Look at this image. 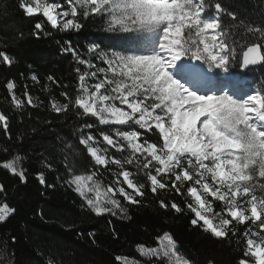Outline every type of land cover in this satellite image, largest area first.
Instances as JSON below:
<instances>
[{
	"label": "snow or ice",
	"instance_id": "6c2138e0",
	"mask_svg": "<svg viewBox=\"0 0 264 264\" xmlns=\"http://www.w3.org/2000/svg\"><path fill=\"white\" fill-rule=\"evenodd\" d=\"M65 2L67 8L45 0H27L20 7L27 16L42 14L53 28L66 31L83 27L78 17L106 14L111 31L119 29L153 37L147 51L130 54L106 52L95 44L87 50L93 54L92 59L84 58L71 47L62 50L70 52L78 64L94 70L81 73L77 68L80 95L73 101L67 92H62L66 102L53 100L52 109L60 114L74 104L82 109L83 115L98 119L100 124L116 126L112 134L101 132L100 136L115 152L128 153L122 158L109 157L107 150L93 146L96 137L90 130L94 125L82 126L89 132L80 136L79 144L94 164L106 169L110 165L119 168L103 198L98 185L93 188L82 184L83 177L69 180L84 206L96 215H126L127 208L116 199L117 194L130 204H139L137 197L145 195V184L134 180V173L125 168L134 165L146 177L152 194L190 195L194 202L185 205L193 214L190 224L217 239L236 237V225L249 221L257 225L259 231L249 226L241 234L244 247L238 264H264V183L259 182L264 180V93L254 90L237 96L227 86L219 91L201 92L186 75L201 66H206L208 71L229 72L235 63V41L229 43V38L236 25L223 23L222 17L227 15L235 21L236 14L219 0ZM210 10L212 15H207ZM34 27L43 30L40 22ZM248 32L261 33V38L245 46L242 69L264 62V31L250 27ZM96 60L101 62V67H96ZM0 61L8 66L13 63L6 52H0ZM191 61L200 64L193 65ZM49 79L59 86L54 78ZM6 89L13 103L22 106L24 101L14 92L15 82L8 81ZM24 96L27 104L34 106L32 96L27 92ZM0 125L7 131L8 117L3 112H0ZM147 134H158V139L146 138ZM21 161L17 154L0 162V166L26 182ZM46 167L51 165L46 163ZM36 175L44 183V173ZM257 189L262 193L259 196ZM3 191L4 186L0 185V192ZM213 201L222 205L219 211ZM159 204L177 213L185 210L175 200L160 199ZM4 218L0 213V221ZM164 239L167 242L159 248L145 249L142 245L137 248L141 255L155 256L158 260L164 257L179 260L173 237L165 234ZM116 259L120 264H138L127 257ZM182 264L190 262L184 260Z\"/></svg>",
	"mask_w": 264,
	"mask_h": 264
},
{
	"label": "trees",
	"instance_id": "16d2710c",
	"mask_svg": "<svg viewBox=\"0 0 264 264\" xmlns=\"http://www.w3.org/2000/svg\"><path fill=\"white\" fill-rule=\"evenodd\" d=\"M50 1L67 8L65 0ZM22 2L25 0H0V52H6L13 60L11 66L0 61V112L8 117L7 131L0 125V162L19 154L27 177L26 182H21L19 176L0 166V185L4 186L0 203L12 210L0 221V264H120L118 256L156 264L155 260L145 259L137 246L155 248L165 234L173 237L179 254L190 264H238L244 247L241 234L249 226L259 231L257 225L251 221L236 225V237L217 239L190 224L193 214L185 207L194 202L190 195L152 194L146 177L134 165L125 168L134 173V180L145 184V195L137 197L139 204H130L117 194L116 199L127 208L126 215H96L84 206L69 180L91 176L109 185L119 168L94 164L79 144L80 136L89 132L82 126L94 125L90 131L98 145L103 141L100 133L112 134L116 126L100 124L98 119L83 115L74 104L60 114L52 109L51 101L66 102L62 92H67L73 101L80 95L76 69L88 72L70 52L62 50L71 47L84 58L92 59L93 54L87 50L95 44L104 51L130 54L147 51L153 37L135 36L119 29L111 31L108 17L100 14L78 17L83 25L79 30L53 28L41 14L27 16L20 7ZM219 2L236 14L235 21L227 15L222 17L223 23L236 25L229 38V43L235 41V63L227 74L238 76L240 81L231 83L229 89L237 96L246 94L248 87L264 93V62L258 67L241 68L245 46L261 38V33H250L248 28L264 31V0ZM207 15H212L211 10ZM37 22L43 24V30L35 29ZM241 79L248 80L249 85H242ZM8 81L15 82L14 92L24 101L22 106L13 103L6 89ZM25 92L32 96L34 106L27 104ZM146 138L157 140L158 134H147ZM107 152L109 157L128 155L127 151L117 153L112 148ZM38 172L44 173V183L37 179ZM256 194L262 193L257 189ZM160 199L175 200L185 210L177 213L170 207L162 208ZM213 205L216 210L222 207L218 201H213Z\"/></svg>",
	"mask_w": 264,
	"mask_h": 264
},
{
	"label": "rangeland",
	"instance_id": "374dc122",
	"mask_svg": "<svg viewBox=\"0 0 264 264\" xmlns=\"http://www.w3.org/2000/svg\"><path fill=\"white\" fill-rule=\"evenodd\" d=\"M25 2H27V0H25ZM45 2H47L49 4H52V2L50 0H45ZM106 16L108 17V20H109L110 19L109 16L108 15H106ZM132 33L135 36H145L146 35L144 33H139V32H131V34ZM106 52H110V51H106ZM94 63H95L97 68L101 67V62L99 60L94 61ZM190 63L193 64V65H199L200 64V62H198V61H191ZM92 70H94V69H88V71H92ZM191 73H197L199 75L202 74L204 76L203 78H205V77L207 78L205 80L209 79L208 83H211V85H212L211 87H209V89H208L209 91H212V90L219 91L220 89L224 88L225 86L230 88V84L233 83V82H236L238 80V79L235 80V79L230 78L227 73L223 72L220 69H214L212 71H208L206 66H201L198 70H195V71H188L186 73V75L191 74ZM217 80L219 81L218 85H221V87H218V85L216 84ZM241 81H242V85H249V81L248 80L241 79ZM86 82H88V81H86ZM252 91H254V90H252V89H250L248 87V92L247 93L252 92ZM93 146L100 148L102 151L103 150H107L108 148H111L104 141H102L101 145H98V144L94 143ZM107 154L109 155L108 152H107ZM81 177H83L82 184L84 186H86V187L95 188L98 185L99 186L100 196L103 198V196L105 195V190L107 189V187L109 185H106L102 181L93 180V178L91 180H89L87 176H81ZM120 179L122 181V177ZM73 186L75 187V185H73ZM89 195H94V193H89ZM5 206H6V208H5ZM219 210H217V211H219ZM0 213H3L5 218H6L12 213V210L6 204L0 203ZM262 234H264V233H262ZM166 242L167 241L164 239V236L161 237L160 240H159L158 246L155 247V248L161 247V245L166 243ZM176 248H177V245H176ZM177 255L180 258L179 260H176L175 258H173L172 260H169L166 257L161 258V259L158 260L155 256H153V257H148L146 255H142V256L145 257V259H147V260H150V259L155 260L156 264H182V261H184V259L181 257V255L179 254L178 250H177ZM129 260L131 261L132 259H129ZM137 262H138V264H147V262L145 260H139Z\"/></svg>",
	"mask_w": 264,
	"mask_h": 264
},
{
	"label": "bare ground",
	"instance_id": "6f19581e",
	"mask_svg": "<svg viewBox=\"0 0 264 264\" xmlns=\"http://www.w3.org/2000/svg\"><path fill=\"white\" fill-rule=\"evenodd\" d=\"M201 75H202V74H200V79H201L202 83H203L204 85H206L207 88H208L209 85H210V83H208V82H209V79H208V80H205V79H207V78H206V77L203 78L204 76H201ZM187 77L193 82L194 87H198L200 90H202V89L200 88V86H199L200 84H199V83H196L195 80L192 78V77H194V75H191V76L187 75Z\"/></svg>",
	"mask_w": 264,
	"mask_h": 264
},
{
	"label": "water",
	"instance_id": "95a60500",
	"mask_svg": "<svg viewBox=\"0 0 264 264\" xmlns=\"http://www.w3.org/2000/svg\"><path fill=\"white\" fill-rule=\"evenodd\" d=\"M262 63H263V62H260V63H257V64L254 65V66H249V68H250V67H258V66H260ZM247 69H248V68H247ZM243 70H246V69H243Z\"/></svg>",
	"mask_w": 264,
	"mask_h": 264
}]
</instances>
